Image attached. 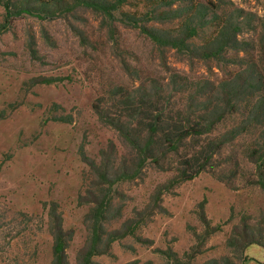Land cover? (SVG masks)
Returning a JSON list of instances; mask_svg holds the SVG:
<instances>
[{"label": "rangeland", "instance_id": "374dc122", "mask_svg": "<svg viewBox=\"0 0 264 264\" xmlns=\"http://www.w3.org/2000/svg\"><path fill=\"white\" fill-rule=\"evenodd\" d=\"M8 1L34 14L0 29V264H53V204L69 235V264H79L90 236L87 215L104 194L111 198L105 232L139 226L93 264H167L170 253L181 264L224 258L264 264V247L228 246L245 224L264 240V191L243 155L258 142L260 126L246 124L248 134L209 170L156 200L181 158L169 156L164 169L149 164L138 178L120 180L134 152L94 108L125 115L142 110L157 90L194 106L230 100L234 109L212 136L255 112L264 116V0H129L122 7L151 30L185 38L184 51L156 45L119 12L109 27L100 13L71 8L73 0H0V27ZM205 51L215 55L204 57ZM44 78L54 83H37ZM203 214L220 230L199 255L184 258L205 232Z\"/></svg>", "mask_w": 264, "mask_h": 264}, {"label": "trees", "instance_id": "16d2710c", "mask_svg": "<svg viewBox=\"0 0 264 264\" xmlns=\"http://www.w3.org/2000/svg\"><path fill=\"white\" fill-rule=\"evenodd\" d=\"M37 1L42 5H47L54 3L55 0ZM128 1L73 0L71 8L88 7L100 13L109 27L113 25L115 15L119 12L121 13V19H125L127 23L138 28L142 34L156 45L167 46L180 51L188 50L189 47L185 38L162 35L140 24L136 18L128 17L127 14L121 11ZM4 8L6 13L4 24L0 27L2 31L7 30L11 23L23 13L34 14L32 9H15L11 1L6 2ZM219 33L222 38L228 36L226 28H221ZM213 40L218 44V33L216 37H213ZM206 49L208 48H204V50ZM211 52L209 51L210 55ZM202 55L204 57H213L215 52L209 56L205 51ZM247 79L253 78L249 76ZM41 81L37 83L45 85L54 83L52 79L48 78H44ZM195 106L193 103H186L185 101L176 100L167 94L164 95L158 90L154 94L147 96L142 110L130 108L131 110L125 115H123L125 112H119L120 114L116 113L113 117H110L101 108L94 106L95 110L97 109L96 113L99 119L114 128L134 152L132 168L123 171L119 176L120 180L138 178L149 164H153L159 169H164V164L169 156L180 157L181 161L175 170L174 178L167 185L162 186L156 194V200H160L161 196L165 192H169L171 187L185 181L194 180L202 172L209 170L213 166L216 157L222 156L224 150L232 146L236 139L248 134L249 129L244 126L249 124V127L260 126L262 131L259 133L255 147H247L243 155L248 157L250 162L256 167V183L264 191V116H259L255 112L252 117L250 116L249 119L231 132L221 136H212L216 131V127L224 122L226 117L231 114V110L234 109L231 106V101L225 99L220 103L208 102L206 105H198L196 106L198 107V112L194 111ZM101 180L103 184H107L109 181L106 174L102 175ZM110 203V196L104 194L103 199L96 203L94 209L87 215V221L90 224V236L80 257L79 264H93L95 257L108 254L115 242L132 235L138 228L139 224L137 227L135 226L134 230L127 228L122 231L105 232L104 224ZM57 209V205L53 204L49 212L51 219L54 221L52 224L54 234L53 264H69L67 256L69 235L63 231ZM202 219L206 222L204 214ZM218 230L220 228H213L206 222L204 234L197 236V244L191 248L189 253L184 255V258H195L199 255L206 239ZM259 237H256L253 233L248 234L245 224L244 229H241V231L237 230L229 238L228 246L236 252L254 244L264 247V240ZM176 257L175 254L170 253L167 264H181ZM206 264L233 263L228 258H224L222 260H213Z\"/></svg>", "mask_w": 264, "mask_h": 264}]
</instances>
